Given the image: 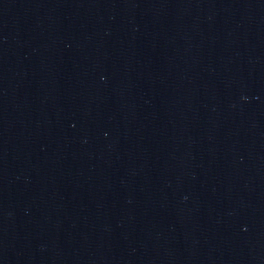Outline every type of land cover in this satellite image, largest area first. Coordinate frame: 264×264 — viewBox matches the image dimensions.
<instances>
[{
  "label": "water",
  "instance_id": "95a60500",
  "mask_svg": "<svg viewBox=\"0 0 264 264\" xmlns=\"http://www.w3.org/2000/svg\"><path fill=\"white\" fill-rule=\"evenodd\" d=\"M0 264H264V0H0Z\"/></svg>",
  "mask_w": 264,
  "mask_h": 264
}]
</instances>
